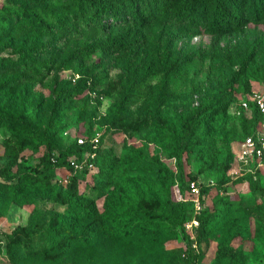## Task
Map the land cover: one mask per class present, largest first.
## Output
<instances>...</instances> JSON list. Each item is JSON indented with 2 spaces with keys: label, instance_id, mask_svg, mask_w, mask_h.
Listing matches in <instances>:
<instances>
[{
  "label": "trees",
  "instance_id": "trees-1",
  "mask_svg": "<svg viewBox=\"0 0 264 264\" xmlns=\"http://www.w3.org/2000/svg\"><path fill=\"white\" fill-rule=\"evenodd\" d=\"M251 24L264 26V0H6L0 6V47L13 40L20 42L13 49L15 57L0 55V95L14 97L24 88L43 82L49 74L57 75L63 70H72L79 77L69 87L63 83L47 129L36 122L37 113L31 104L0 107V125L7 126L15 140L12 147L5 141L9 145V158L0 167V217L6 216L14 203L26 208L43 199L55 205L44 231L33 229L31 216L26 225H17L5 234L0 254L4 253L14 264L35 259L57 262L110 235L125 245L158 254L166 261L179 255L168 249L166 243L179 238L185 242L183 253L188 264H197L203 254L194 243L200 248L204 243L217 241L212 264H224L228 256L235 255L233 241L241 236L238 210L242 203L229 195L230 184L248 182L256 198L262 199L255 210L263 215L264 177L259 171L256 179L247 174L232 180L229 172L235 165L236 153L231 142L215 155L211 153L209 124L237 119L242 140L264 119L253 102L241 115L235 112L240 91L237 85L249 70L247 64L251 65L256 56L254 49L260 44L259 39L228 57L232 63L242 60V64L221 101L207 106L182 125L160 124L147 118L124 124V130L130 133L149 128V139H157L159 135L168 140L178 160L176 170L158 157L156 167L145 170L140 161L142 152L135 146H131L129 156L120 155L114 145L104 144V135L100 134L96 147L92 138L103 124L117 127L125 123V112L141 99L149 108L153 104H166L174 94L166 84L160 91L148 85L149 65H143L145 70L140 73L136 59L146 47L166 40L161 67L165 77L172 79L196 63L195 53L184 55L176 40L203 33L221 38L245 32ZM167 25L175 27L173 32L163 30ZM20 38H32L34 42ZM94 57L98 60H93ZM113 68L122 70L118 74L121 99L107 114L97 117L98 87L110 77ZM243 87L244 99L249 100L251 85L245 82ZM75 97L83 101L79 107L81 115L92 117L93 128L88 136H83L85 143L79 144L78 137L62 148L55 139L57 125L76 106ZM237 132L234 126L225 137L233 139ZM39 144H46V150L32 170L21 153ZM193 152L205 160V167L218 172L217 193L212 207L205 206L197 216L195 239L186 230V222L192 219L189 202L176 201L173 192V186L178 184L185 194L190 182L198 181L197 174H186L180 164L186 154ZM92 153H95L91 160L93 168L74 171L71 159L82 161ZM93 170L97 182L82 191L81 182ZM59 171L67 172V183L61 182ZM200 188V200L204 203L212 187L200 184Z\"/></svg>",
  "mask_w": 264,
  "mask_h": 264
},
{
  "label": "rangeland",
  "instance_id": "rangeland-1",
  "mask_svg": "<svg viewBox=\"0 0 264 264\" xmlns=\"http://www.w3.org/2000/svg\"><path fill=\"white\" fill-rule=\"evenodd\" d=\"M5 2L6 0H0V6ZM174 28L167 25L163 30L173 32ZM262 32H264V26L251 24L245 32L227 34L221 38L203 33L176 40L175 44L182 50L184 55L195 53L194 59L196 63L185 68L172 79L165 77L161 67V59L166 52V40L158 41L152 47H146L143 54L136 59V63L140 67V73L145 70L143 65H149L147 71L148 85L153 86L156 91H160L166 84L174 94L166 104H153V107L149 108L144 99H141L125 112L124 115L127 118L125 123L122 122L117 127L110 125L107 127L108 125L103 124L100 127L101 133H99L104 135V144L114 145L118 154L128 156L131 146H135L142 152L140 161L145 170L156 167V157L160 158V161L166 163L171 169L176 170L178 160L173 155L171 144L168 143V140L163 139L159 135H157V139H154L152 134H149V137L153 138L149 139L147 137V132L150 131L149 128H141L135 133H130L124 130V124L128 121H142L147 118L149 121L160 124L176 123L182 125L207 106L221 101L224 92L231 85V79L242 64V60L232 63V60L228 57L239 50L245 49L248 43L255 39H259L260 44L254 49L256 56L252 60V64H247L249 70L245 78L237 85V87H240V91L237 93V100L240 102L246 96L243 87L245 82L251 85L252 92L259 91L264 94V40H262ZM21 40L27 43L34 42L32 38L27 40L22 38ZM19 42L20 40H13L6 44L4 43L0 47V55L15 57L13 49ZM240 42L242 46L239 47ZM132 56L133 54H131ZM93 60L97 61L98 58L94 57ZM121 71L120 68H113L110 72V77L105 79L103 84L98 87V94L100 95L97 102V117L107 114L109 109L120 101L121 90L118 88V74ZM78 77L79 75L74 74L72 70H63L57 75L49 74L43 82H37L31 88H24L20 94L18 93L14 97L1 94L0 107L6 105L12 108H20L31 104L34 108V113H37L36 122L41 124L42 129H47L48 123L56 109L55 103L62 93L61 87L63 83L69 87L76 84ZM130 79L134 80V77L130 76ZM113 81H116L115 85L111 84ZM74 101L76 106L69 110L65 118L57 125L55 139L62 148L73 143L78 137L88 136L90 129L93 128L90 122L92 117L90 115H81L79 108L83 103L81 98L75 97ZM238 105L239 103L237 107ZM93 107L94 104L92 103L91 108ZM234 126L238 130L236 136L233 139L225 137ZM209 130L213 140V148L211 149L213 155L225 147L228 142H231L235 153L238 151L242 135L237 119L215 120L209 124ZM6 140L9 141L12 147L15 140L12 139L11 130L7 126L0 125V167L4 166L9 158V152L7 151L9 145L5 143ZM45 150L46 144H39L37 147L26 149L21 155H24L26 163L33 170L39 165L40 157ZM180 164L186 174H197V180L200 184L212 187L210 194L205 196V201L201 205L202 209L205 206L211 208L214 195L217 193L215 188L216 179H218L217 170L205 167V160L199 159L197 152L186 154L181 159ZM95 173L96 170H93L86 175V180L82 181L80 185L82 191L87 190L89 185L97 182L98 179L95 178ZM65 174H67L66 171H59V179H61L62 183L65 182L63 180L67 177ZM231 179L234 180L235 178L231 176ZM173 192L176 201L189 202L192 219L187 221L186 224L194 218L197 219L202 209L197 210L196 202L194 201L195 196L189 190L183 194L178 184L173 186ZM228 193L234 198H239L242 203L238 210L241 236L233 241L236 247V254L228 256L224 264H264V214L262 215L255 210V207L260 204L262 199L256 198L246 181L231 183ZM54 208L55 205L51 201L43 199H38L34 204L26 208L20 207L15 203L12 204L8 214L0 217V243L4 244L5 234L12 232L17 225H26L31 216H33V229L38 232L44 231ZM195 229L196 226L192 228V231L186 228L190 238H192V235L196 236ZM219 237L221 238L222 236L219 235ZM166 246L176 254L179 253V255L171 261H166L160 255L145 252L139 246L125 245L110 235H104L94 246L76 250L57 262H45L35 259L22 264H188V259L183 253L185 249L184 240L180 238L170 239ZM199 249H202L203 254H201L197 264H212L215 261L216 240L211 241L209 244L204 243L200 248L196 247L197 251ZM0 264L14 263L3 253L0 254Z\"/></svg>",
  "mask_w": 264,
  "mask_h": 264
},
{
  "label": "built area",
  "instance_id": "built-area-1",
  "mask_svg": "<svg viewBox=\"0 0 264 264\" xmlns=\"http://www.w3.org/2000/svg\"><path fill=\"white\" fill-rule=\"evenodd\" d=\"M250 102L256 104L261 113L264 114V94L259 91H253L248 99H242L239 102L238 108L235 109L237 115H241L243 111L250 108ZM100 138V133L92 138V143L96 147ZM78 143H85V138H78ZM95 157V153L90 154L84 160L78 161L76 159H71V166L74 171H82L85 168H93V162L91 161ZM259 171H262L264 177V119L258 122V125L253 129V131L246 135L239 143L238 151L236 152L235 165L230 170L229 174L233 178H238L245 176L247 174H252L254 179L257 178ZM64 183L68 182V176L64 178ZM189 191L195 196L194 201L196 202L197 210L202 209V202L200 200L201 188L200 183L193 180L189 184ZM199 221L194 218L192 221L186 224L187 230L192 231L194 226H198ZM192 239H195V235H192ZM197 247V244H193Z\"/></svg>",
  "mask_w": 264,
  "mask_h": 264
}]
</instances>
